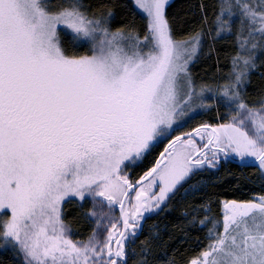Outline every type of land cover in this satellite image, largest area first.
Masks as SVG:
<instances>
[{"label":"snow or ice","instance_id":"obj_1","mask_svg":"<svg viewBox=\"0 0 264 264\" xmlns=\"http://www.w3.org/2000/svg\"><path fill=\"white\" fill-rule=\"evenodd\" d=\"M173 9L0 0V264H264V0Z\"/></svg>","mask_w":264,"mask_h":264},{"label":"trees","instance_id":"obj_2","mask_svg":"<svg viewBox=\"0 0 264 264\" xmlns=\"http://www.w3.org/2000/svg\"><path fill=\"white\" fill-rule=\"evenodd\" d=\"M171 2L174 5V9L173 10L180 12V14H183V12L186 9V6L189 3H195V0H172ZM207 118H208L207 116H202V117H197L196 119H207ZM188 123L189 124H194L195 120H190ZM185 127H187V125ZM229 170L231 172H233L234 175L233 176H226V181H231L232 185L235 184V177L240 176L242 171H243L244 176H246V177L251 178L252 175H253V172H252L251 169L241 170V169L233 168V167L229 166ZM245 183H247L249 185V187H254L255 186V185H252L248 180H246ZM225 187H228V185L226 184ZM217 190L223 192L224 188H220V189H217ZM247 194H248L247 191H245L244 195H247ZM232 195L233 194L231 192L227 193V197L228 198H231ZM177 215H179V210H177L176 212L172 213L170 215V218H173V217H175Z\"/></svg>","mask_w":264,"mask_h":264},{"label":"rangeland","instance_id":"obj_3","mask_svg":"<svg viewBox=\"0 0 264 264\" xmlns=\"http://www.w3.org/2000/svg\"><path fill=\"white\" fill-rule=\"evenodd\" d=\"M172 1V0H171Z\"/></svg>","mask_w":264,"mask_h":264}]
</instances>
